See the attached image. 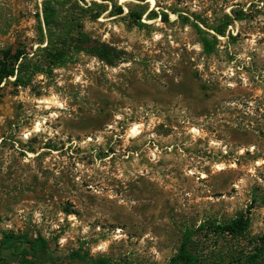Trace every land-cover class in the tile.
Instances as JSON below:
<instances>
[{
	"label": "rangeland",
	"instance_id": "rangeland-1",
	"mask_svg": "<svg viewBox=\"0 0 264 264\" xmlns=\"http://www.w3.org/2000/svg\"><path fill=\"white\" fill-rule=\"evenodd\" d=\"M44 1L0 0V59L25 52L28 83L0 86V243L47 242L6 263L168 264L190 228L202 264H240L264 235V0H58L50 31ZM76 12L112 65L59 45ZM241 216L243 236L211 226Z\"/></svg>",
	"mask_w": 264,
	"mask_h": 264
},
{
	"label": "trees",
	"instance_id": "trees-1",
	"mask_svg": "<svg viewBox=\"0 0 264 264\" xmlns=\"http://www.w3.org/2000/svg\"><path fill=\"white\" fill-rule=\"evenodd\" d=\"M81 3L87 5L85 0H75L74 8H77L80 12H86L84 7L81 6ZM43 14H44V23L48 30L52 28L55 21L59 18V11H57L58 6H63L58 0H46L43 3ZM95 6L98 8L103 7L102 4H97L96 2H92L91 6L87 8V10H91V7ZM106 11V10H104ZM76 16L71 14L68 18L69 26L66 28L69 31H64V34H57V39L59 41V45L65 46L68 42L75 44V52L86 53L90 56L97 57L101 61L112 65L113 60V52L114 49L111 48L104 42H101L95 39L90 33L85 30V23L83 21V15L76 12ZM124 10L121 6H116L115 15H123ZM100 12L96 13L93 18H98ZM161 19L163 22H169V15L165 12H161ZM128 17L140 26H143L141 21L142 14L136 13L133 10H130L128 13ZM152 17L157 18L158 13L152 11ZM228 25V24H227ZM226 25V26H227ZM198 31L202 34V44L206 54L210 55L214 53L218 40L216 36H212L213 40H211L208 36L211 35L209 33L203 32V30L196 25ZM212 29L217 35L224 36L225 30L219 27H213ZM53 35V32H50V37ZM58 43V42H57ZM52 44L49 42L48 45ZM45 50H48V56L52 62L50 65L59 66L63 63L64 54L60 52L58 47L52 49L51 47H46ZM25 52L18 51L16 54L11 55L9 52H6L3 56V59H0V86L3 82L9 80L10 78H15V85L26 87L28 85L27 81L22 78V73L24 71L25 65L20 63L21 60L25 57ZM64 55V56H63ZM19 65V68L17 66ZM33 71V73H37ZM211 226L214 228V232L218 235H232V236H243L246 234L249 228V220L243 216L230 220L226 223H212ZM205 226L203 225L202 228ZM198 230H193L187 228L183 234L182 242L179 247L177 254L170 260L168 264H202L205 261V256L200 254L197 249L196 236ZM19 244L29 245L31 250L33 251L34 257L38 254L45 253L47 249V242L43 238H39L36 240H30L26 236L16 235V234H6L1 243H0V264H7L6 260L2 257V253L5 250H9ZM27 256V255H26ZM90 264H105L106 261H89ZM21 264H36L33 260L25 259L21 262ZM240 264H264V235L256 238L254 242V250L244 257V260Z\"/></svg>",
	"mask_w": 264,
	"mask_h": 264
}]
</instances>
